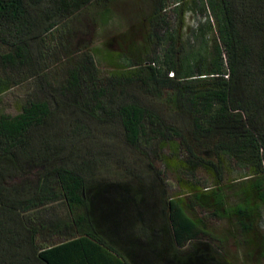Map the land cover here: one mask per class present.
I'll list each match as a JSON object with an SVG mask.
<instances>
[{
	"label": "trees",
	"instance_id": "trees-1",
	"mask_svg": "<svg viewBox=\"0 0 264 264\" xmlns=\"http://www.w3.org/2000/svg\"><path fill=\"white\" fill-rule=\"evenodd\" d=\"M118 4L0 0V264H264V0Z\"/></svg>",
	"mask_w": 264,
	"mask_h": 264
},
{
	"label": "rangeland",
	"instance_id": "rangeland-1",
	"mask_svg": "<svg viewBox=\"0 0 264 264\" xmlns=\"http://www.w3.org/2000/svg\"><path fill=\"white\" fill-rule=\"evenodd\" d=\"M136 2L141 3L142 12L149 13L151 7L153 6V0H119V12H117L118 17L113 21V25L101 26L97 24L93 26L91 21L87 20L85 17H80L79 22L72 24L73 32V46L82 47L84 44H89L90 46H103L104 42L112 35L119 32H123L127 27L132 24L136 19L137 15L133 12L136 11ZM204 18L199 12L190 11L187 14V25L189 28H196L199 23L203 22ZM103 67H107L103 64ZM25 89L23 87L16 88L4 96L3 107L5 110L12 112L15 110V100L22 98L24 96ZM238 171L234 174L237 176ZM264 225V221L262 222Z\"/></svg>",
	"mask_w": 264,
	"mask_h": 264
}]
</instances>
